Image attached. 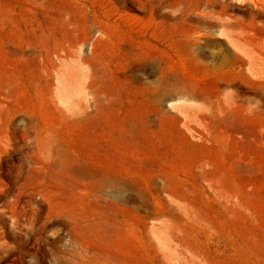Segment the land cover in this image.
I'll use <instances>...</instances> for the list:
<instances>
[{
  "label": "rangeland",
  "instance_id": "rangeland-1",
  "mask_svg": "<svg viewBox=\"0 0 264 264\" xmlns=\"http://www.w3.org/2000/svg\"><path fill=\"white\" fill-rule=\"evenodd\" d=\"M0 264H264V0H0Z\"/></svg>",
  "mask_w": 264,
  "mask_h": 264
},
{
  "label": "bare ground",
  "instance_id": "bare-ground-1",
  "mask_svg": "<svg viewBox=\"0 0 264 264\" xmlns=\"http://www.w3.org/2000/svg\"><path fill=\"white\" fill-rule=\"evenodd\" d=\"M204 13V12H203ZM207 13V12H206ZM205 14V13H204ZM207 15V14H206ZM187 16V15H186ZM192 18V17H191ZM209 18V17H208ZM215 18V17H214ZM180 19V18H179ZM182 19V18H181ZM215 20V19H214ZM181 21V20H180ZM183 21V19H182ZM184 22V21H183ZM187 22V21H186ZM175 24L177 22H174ZM197 26V25H196ZM202 27V26H201ZM191 28V27H189ZM200 28V26H199ZM194 29V28H193ZM192 29V30H193ZM198 29V28H197ZM208 29V28H207ZM191 30V31H192ZM190 31V30H189ZM188 31V32H189ZM190 31V32H191ZM195 31H200L199 30H194ZM194 32L192 31V33L194 34ZM203 32V31H201ZM205 32V31H204ZM208 32V31H207ZM197 34V32H196ZM199 34V33H198ZM210 34V33H209ZM187 36L189 35V33L186 34ZM194 36V35H193ZM195 36H199V35H195ZM200 36H206V34H201L200 33ZM199 36V37H200ZM210 36V35H209ZM208 36V37H209ZM228 36V35H227ZM191 37V36H190ZM189 39H193V38H190ZM200 37V39H201ZM213 37V36H211ZM195 39V38H194ZM193 39V40H194ZM215 39V38H214ZM217 39V38H216ZM219 39V38H218ZM221 39V37H220ZM197 40V39H196ZM199 41V39H198ZM209 41V40H208ZM194 42V41H193ZM196 42V41H195ZM200 42V41H199ZM222 40H219V42H217V44L223 46L222 48V53L220 55V68H223V67H226V66H230L232 67L233 71L235 70L234 68L238 67L239 71L241 70V65L246 61L245 58L243 56H249V54L247 52H245L242 48H240L239 46V43L238 41L234 43V46L236 47H239L240 48V53L242 52L243 54L241 55L236 49H230L228 47H225L224 44H222ZM199 44V43H198ZM250 57V56H249ZM236 72V71H234ZM221 79V76H216L215 77V83H216V86L219 87L221 84H222V81L220 80ZM159 84V83H158ZM168 86V85H167ZM170 86V84H169ZM168 86V87H169ZM172 87V86H171ZM165 88V86H164ZM160 89V88H159ZM163 89V88H162ZM168 90V89H167ZM171 90V89H170ZM156 91V90H155ZM159 90H157L158 92ZM172 91V90H171ZM162 92V90H161ZM174 94L172 96H174L175 94L177 95H180V96H184V97H188V96H193L196 92L191 90L190 87L186 86V85H180L179 86L177 85L176 88H175V85H174ZM172 92H170L172 94ZM156 93V92H155ZM164 93V92H162ZM167 93V92H166ZM157 94V93H156ZM168 94V93H167ZM166 95V94H165ZM164 95V96H165ZM155 97V96H154ZM159 97V96H158ZM178 97V96H176ZM161 98V97H160ZM158 98V99H160ZM166 98V97H165ZM156 99V98H155ZM205 100H206V103H204V105H191V104H188V103H185V104H176L174 105L173 104V108L174 110L177 109L180 114L182 115L180 117V115H178V113H175V114H172V119H174L177 122L180 121V118L183 119L181 125L177 124L175 125V128L174 130L180 132V134H183L184 138L186 139H189V141L191 140L190 139V134L191 135H194V133L196 132L197 133V138L198 140L196 141L197 144H200L202 146V149H203V152L204 154H206L207 152H211L212 150H214V148L216 147L215 145V139H216V135H215V130L214 129H211L209 127V124H210V121L216 119V113H214V110L212 109L213 108V105L214 104H219V101L220 100V96L218 95V93L216 95H206L205 96ZM226 100H228V98L226 97ZM159 104V103H158ZM160 106V105H159ZM172 107V106H171ZM171 107H170V111L171 110ZM160 110V108H159ZM164 110V109H163ZM168 110V109H167ZM168 110V111H169ZM173 110V111H174ZM165 111V110H164ZM177 112V111H175ZM162 115H165L167 114L166 111L165 112H161ZM173 113V112H171ZM160 114V112L158 113ZM161 115V116H162ZM157 119V118H156ZM159 119V118H158ZM218 119V118H217ZM160 120V119H159ZM197 120V125L193 124V121L195 122ZM161 121V120H160ZM158 121V122H160ZM154 122H155V119H154ZM157 122V121H156ZM156 124V123H155ZM157 125V124H156ZM160 126V125H159ZM158 128V127H157ZM159 129V128H158ZM152 130H156L152 127ZM162 131V130H161ZM238 131H241L242 132V129H237V128H226L222 131V135L223 136H227L228 135V132L231 134V135H234V133L238 132ZM158 132V131H157ZM153 133V132H152ZM155 133V132H154ZM160 133V132H159ZM222 137V136H221ZM192 143H194L192 141ZM196 144V143H194ZM202 155L203 157L205 155ZM108 180V179H107ZM107 183V181L103 180L102 181V186H105ZM117 199L119 200H124L125 199V196L124 195H121V194H116L115 195ZM118 200V201H119ZM161 237V236H160Z\"/></svg>",
  "mask_w": 264,
  "mask_h": 264
}]
</instances>
